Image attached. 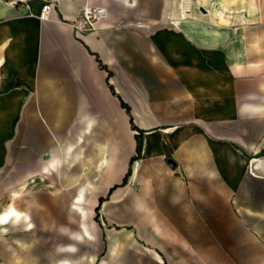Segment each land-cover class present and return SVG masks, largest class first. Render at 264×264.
<instances>
[{"label":"crops","instance_id":"0c3cea01","mask_svg":"<svg viewBox=\"0 0 264 264\" xmlns=\"http://www.w3.org/2000/svg\"><path fill=\"white\" fill-rule=\"evenodd\" d=\"M47 2L55 6L42 19ZM191 3L182 17L180 0H0V190L10 189L1 186L8 174L20 185L90 156L101 175L93 217L104 197L103 208L190 200L162 204L177 208L159 212L166 223H227L233 207L264 220V167L248 172L264 158V0ZM90 6L107 7L106 17L77 29ZM119 164L115 179L109 165ZM129 169L127 184L109 194ZM249 193L253 201L242 197ZM126 238L128 247L132 233L110 236L109 253ZM248 252L259 257L245 264H264V247Z\"/></svg>","mask_w":264,"mask_h":264},{"label":"rangeland","instance_id":"374dc122","mask_svg":"<svg viewBox=\"0 0 264 264\" xmlns=\"http://www.w3.org/2000/svg\"><path fill=\"white\" fill-rule=\"evenodd\" d=\"M97 170L95 159L89 156L80 166L64 173L29 179L20 185H12L11 174L4 176L2 180H7V184L2 182L1 186L7 185L10 189L0 190V217L10 209L18 211L21 217L0 222V264H66L64 261L101 264L109 254L110 236L123 239L130 233L132 244L122 249L119 257L123 264H207L209 261L222 263L225 258L245 264L248 258L259 257L249 254V247H264V220L249 219L235 207L227 223L161 221L160 211L177 209L162 204L190 203L181 199L155 200L159 206L153 205L151 199H131L129 201L140 205L101 207L97 219L93 217L94 212L89 217L87 200L93 198L101 178L95 173ZM248 172L250 174L251 164ZM160 184L161 188L169 185ZM82 191L84 202L78 205ZM139 193L145 194L143 190ZM242 195L253 201L251 193L247 197ZM81 209L86 212L84 216ZM188 209L192 210L190 206ZM137 210L141 212H134ZM129 214L136 221L109 220ZM154 251L162 255L159 263L152 258ZM193 258L194 263H191Z\"/></svg>","mask_w":264,"mask_h":264},{"label":"bare ground","instance_id":"6f19581e","mask_svg":"<svg viewBox=\"0 0 264 264\" xmlns=\"http://www.w3.org/2000/svg\"><path fill=\"white\" fill-rule=\"evenodd\" d=\"M59 158H55L53 160H50V165L53 169H56L59 163ZM264 167V158H255L252 160V164H251V169L254 173H260V169ZM111 169V175L113 176V178H117V176L121 173L122 171V165H118L117 167H110ZM47 172H49V167H46ZM96 192L94 191L93 193V198H91L90 200H87V204H88V213L87 215L89 217H91L90 215L94 212V206L96 205V198H95ZM84 202V195H83V191L81 192L80 196L77 199V204L81 205ZM82 210V209H81ZM82 214L83 216L86 214V212L84 210H82ZM14 217L15 219H18L21 217V214L16 211L15 209H10L9 211H6L4 214H2V216L0 217V222L1 223H5L6 221H8L10 218ZM95 220H91L92 225L94 227V229H96V224L94 222ZM86 228V227H85ZM86 232H88V230L86 229ZM128 242V239H124V240H119V239H114L113 244L111 246V250L109 253V257L102 260L101 264H123L121 262V260L119 259L121 253H122V249L125 248L126 243ZM72 248V246H71ZM66 264L67 262L64 261Z\"/></svg>","mask_w":264,"mask_h":264},{"label":"built area","instance_id":"2783aa9c","mask_svg":"<svg viewBox=\"0 0 264 264\" xmlns=\"http://www.w3.org/2000/svg\"><path fill=\"white\" fill-rule=\"evenodd\" d=\"M192 0H180V12L182 17H187L192 11ZM53 2H47L43 8L41 18L47 19L51 11L54 9ZM108 13L107 7L103 6H90L86 7L81 16L76 20L75 24L79 30L95 29L97 23L104 19Z\"/></svg>","mask_w":264,"mask_h":264},{"label":"trees","instance_id":"16d2710c","mask_svg":"<svg viewBox=\"0 0 264 264\" xmlns=\"http://www.w3.org/2000/svg\"><path fill=\"white\" fill-rule=\"evenodd\" d=\"M98 60H99L100 65L104 67L103 63L100 61L99 58H98ZM109 75H111V72L109 73ZM110 88H111V90H112V92H113L114 94H117V93L115 92V89H114V87L112 86V84H110ZM121 103H122V106H123V107L126 109V111L128 112V114H130L131 111H130V107H129V105H128L125 101H123L122 99H121ZM131 124H132V128H133L134 130H137V131H138V133L136 134V139H139V137L143 134V131H142V130H139V128H138L137 126H135L134 121H133L132 118H131ZM138 157H139V156H133V157L131 158V163L134 162L135 160H137ZM130 174H131V170L129 169V170L126 172L125 176L123 177L122 182L119 183V184H115L114 186H112V187L110 188V190H109V194H111L112 191L115 190L117 187L126 185V184H127V181H128V178H129V176H130ZM105 200H106V198H104V197H100V199H99V205H98L97 208H96V212H97V213L99 212V210H100V208H101V205H102V203H103ZM97 217H98V215L96 216V219H97Z\"/></svg>","mask_w":264,"mask_h":264},{"label":"water","instance_id":"95a60500","mask_svg":"<svg viewBox=\"0 0 264 264\" xmlns=\"http://www.w3.org/2000/svg\"><path fill=\"white\" fill-rule=\"evenodd\" d=\"M169 163H170V164H174V162H173L171 159L169 160Z\"/></svg>","mask_w":264,"mask_h":264}]
</instances>
